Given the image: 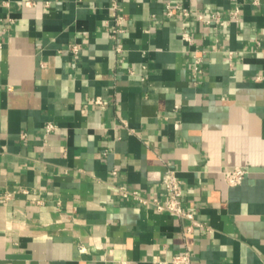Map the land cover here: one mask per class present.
<instances>
[{
	"label": "crops",
	"instance_id": "0c3cea01",
	"mask_svg": "<svg viewBox=\"0 0 264 264\" xmlns=\"http://www.w3.org/2000/svg\"><path fill=\"white\" fill-rule=\"evenodd\" d=\"M185 251L264 264V0H0V264Z\"/></svg>",
	"mask_w": 264,
	"mask_h": 264
},
{
	"label": "built area",
	"instance_id": "2783aa9c",
	"mask_svg": "<svg viewBox=\"0 0 264 264\" xmlns=\"http://www.w3.org/2000/svg\"><path fill=\"white\" fill-rule=\"evenodd\" d=\"M170 8V7H169ZM184 14L188 15L189 11L183 9ZM202 17V16H201ZM204 20L209 21V19L202 17ZM118 31H122L121 28L117 29ZM185 40L188 42H192L193 38L188 33L184 34ZM72 51L77 52L78 46L76 44L72 45ZM196 61L199 62V58H196ZM93 102L98 106L104 105V100L102 97H95ZM54 128V124L49 123L47 126L48 130ZM248 174V169L246 166H236L234 168L226 169L225 176L230 185H237L241 183V181ZM165 191L167 193V199L161 200L159 197H143L138 192L134 191L132 194L134 197L139 200L143 204L152 203L158 211L167 212L173 215L181 216V217H192V213L187 211L183 206V184L182 181L177 177L175 171L168 170L167 175L165 177ZM124 194H128L129 191L126 187H122ZM153 264H166L164 261H159L155 259ZM169 264H194L192 255L188 252L175 253L169 260Z\"/></svg>",
	"mask_w": 264,
	"mask_h": 264
}]
</instances>
